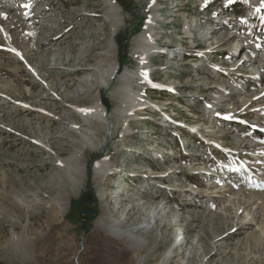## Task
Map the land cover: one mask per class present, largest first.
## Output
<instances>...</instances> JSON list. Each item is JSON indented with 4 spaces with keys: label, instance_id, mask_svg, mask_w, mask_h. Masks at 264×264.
I'll list each match as a JSON object with an SVG mask.
<instances>
[{
    "label": "rangeland",
    "instance_id": "rangeland-1",
    "mask_svg": "<svg viewBox=\"0 0 264 264\" xmlns=\"http://www.w3.org/2000/svg\"><path fill=\"white\" fill-rule=\"evenodd\" d=\"M245 1L238 0L230 7L228 5L227 9H222L224 0H215L209 4L212 6L208 10L221 9L225 15L235 12L236 19L247 9ZM116 2L120 8L121 21L117 23V59L119 63L132 69L136 66V61L129 52L136 46L135 38L142 30L144 22L151 16L153 7L145 0ZM174 2L177 6H174ZM49 3H52V11L56 12L54 17L60 21V25L58 30L51 27V31L38 39L39 48L31 46L30 40L24 38L20 28L11 31V38L24 53L28 63L20 56L18 59L13 57L6 49H0V264H131V251L102 250L95 244L93 221L101 210L100 202L92 191L95 184L90 176L83 178L62 216L56 215L48 208L49 193L46 183L54 180L56 168L52 163L53 155H49L43 145H51L52 152L60 157L70 154L73 146L62 136L63 124L72 115L70 106L73 102L68 98L75 90V79L86 74L82 72L70 75L66 72L71 69L72 62L86 51V44L93 45L101 41L96 47L105 48L109 34V23L106 21L107 6L104 0H49ZM159 3L157 18L153 22L158 48H165V41L169 39L174 42L173 35L176 34L179 37L177 41L188 42L184 27L193 25V19L202 17L199 0H159ZM4 7L5 5L2 8ZM78 12L89 14L77 16ZM17 22L20 23V20ZM258 25L261 26L259 21ZM65 29L69 30L65 32ZM198 30H193V33L199 37L206 33L202 32V29ZM226 33V30H222L214 34L210 44L221 42ZM244 35L243 28L241 36ZM165 37L167 40H164ZM43 41H48V46L53 50L52 54L56 53L61 58L59 61L57 56L52 60V54L45 49L47 47L40 46ZM235 41L222 44L232 47ZM3 43L5 42L2 38L0 46ZM206 45L208 44L199 41L197 47L202 51L206 49ZM99 49H94L91 53V63L94 62ZM155 54L149 58L150 76L155 81L163 80L171 87L163 91L148 87L145 89L144 85L139 90L144 98L162 110L150 108L138 113L137 119L131 121L129 133L131 130L135 133L123 140L125 148L131 150L120 154L113 153V143L121 130L118 122L107 145L115 163L126 164L123 173L138 171L136 169L149 170L148 168L156 174L166 173L174 168L181 172L172 178L169 177L170 179L161 177L157 180L159 185L155 186L139 176H136V179L126 176L122 180L117 174L111 175L106 184L107 200L113 198V192L117 191L116 187L121 182L124 191H127L124 196L129 199L141 197L147 204L166 202V209L172 212L168 221L180 220L178 226L165 231L162 229L161 235V232L157 234L153 231L146 236L147 247L139 252L145 257V264H162L169 246L178 238L187 240V245L179 248L180 255L173 257L169 264H185L189 245L196 241L198 244L194 245L193 250H198V253L190 264H196L202 255L204 264H264V170H259L260 180L257 183L243 187L238 183L243 182L244 178L236 176L230 170L224 179L219 178L220 173L212 178L207 177L219 162L228 165L232 161L229 158H233L237 150L242 151L240 147L244 142H235L237 135L232 139L234 129L230 125L210 123L208 126L211 130L208 134L211 140L222 141L223 147L227 148V156L213 150L214 156L210 157L189 131H183L187 136L185 143L183 137L178 141L173 135L174 129L179 128L180 123L193 127L197 123L198 127L201 121H205L204 108L211 103L209 100L213 99V86L225 87L223 84H226V80L217 79L220 76L211 77L209 69L203 66L201 71L195 68L194 66L201 62L196 57L168 62L164 56ZM62 55L65 59L60 57ZM208 58L209 60L204 58L203 61H216L225 66L232 64L226 63L222 55ZM57 64L61 68H51ZM75 64L80 65L77 62ZM35 70L37 72H34ZM263 83L264 80L260 85ZM119 85V80L114 81L109 89L103 92V96L108 97V108L113 114V120L117 117L115 109L118 107V98L113 97L111 92ZM193 95L202 97L192 98ZM239 100L235 95L231 102L237 104L236 101ZM86 102L87 99L79 100L80 104ZM164 118L168 121L166 126L162 125ZM103 133V129L98 131L99 139L103 137ZM247 140L249 139L246 138L245 142ZM263 144L264 142H256L258 148ZM93 157L94 153L91 151L84 154L86 161ZM249 159L253 160V155L249 154ZM198 166H203L206 174L198 173V170L194 169ZM212 172L210 174H213ZM146 173L149 172H143ZM223 180L225 183L221 184ZM168 184L177 189H166L164 185ZM225 184V188L220 187ZM236 186L244 190V196L235 195L239 191ZM185 188L189 191L183 192ZM206 189L212 194H205ZM153 193H159L161 196L150 197ZM116 201L110 204L111 207H119ZM123 202L127 209L126 206H130V203ZM23 227L25 233L32 237L31 243H19L12 237V231L18 236ZM86 247L91 256L87 255L88 259L78 260V251H83ZM24 251L29 253L28 258ZM74 255L76 257L73 258Z\"/></svg>",
    "mask_w": 264,
    "mask_h": 264
},
{
    "label": "bare ground",
    "instance_id": "bare-ground-1",
    "mask_svg": "<svg viewBox=\"0 0 264 264\" xmlns=\"http://www.w3.org/2000/svg\"><path fill=\"white\" fill-rule=\"evenodd\" d=\"M20 1L21 0L11 1L12 6H10V9H12V7H15V11L13 13L12 12L6 13L4 11L5 9L4 10L2 9L4 0H0V37H1L0 39L3 38L5 42L3 43V45L0 46V49L1 50L6 49V51L9 52L10 55H12L17 59L20 56L21 58H23V61L25 60L28 63V59L24 56V53L16 46L13 39L11 38V31L20 28L19 30L22 31L24 38L27 41L30 40L31 46L34 48H39L38 39L44 36L46 32L51 31V27H54L56 30H58L57 27L60 25V21L55 19L54 16L56 12L52 11V3H49V0H42L39 3L41 10H39L38 15L36 16L33 13H31L30 10L21 9L19 6ZM104 1L107 6L106 21L107 23H109V27H108L109 34H108V38H106L107 41L106 47L102 49H99L98 46L96 47V45L101 44V41H98L93 45L86 44L87 47V48L85 47L86 51L82 55L78 56L77 60H74L72 62V64L70 65L72 66L71 69L66 72L69 73L70 75L86 72L85 75L78 76L75 79L77 81L75 83L76 84V87L74 88L75 90L73 94H70L68 98L73 102L72 105L70 106L72 115L69 118V120L63 124L62 136H65L70 141L73 147L70 154L67 157H60L52 152L51 145L50 146L43 145V148L47 150L49 155H53L52 163L56 168L54 180L48 181L46 183L47 189L46 188L45 189L49 193L48 208L49 209L51 208L56 215L58 214L62 216L66 211L71 196L75 194V192L78 190L79 186L83 181V178L90 176L95 184V188L92 191L94 196L97 197L100 202V210H101L96 215L93 221L94 223L93 235L95 237L94 238L95 244L98 247H100L102 250L104 249H114L115 251L116 250L119 251L121 249L129 250L131 251V258H132L131 264H145V257L142 254H139V252L147 247L148 241L146 236L153 231H156V233L158 234L159 232H161L162 229L163 231H165L175 226H178L179 225L178 222L180 220L179 221L175 220L172 222L168 221L172 212L166 209L168 207L166 202L161 201L159 203L147 204L142 201L141 197H138V199H129L128 197L124 196L127 192L124 191V189L123 191H118L116 193L114 192L113 198L107 200L106 197L107 180L109 176L114 174L120 176L122 180H124L126 176L132 177L133 179H136V176L137 177L139 176L145 179L144 181H148V184L150 185L152 184L153 186H155V185H159L158 179H160L161 177L172 178L174 177L175 174L180 173L181 171L179 169L177 170L176 168H174L167 171L166 173L163 172L160 174H156L153 172L152 169L148 168L149 170L144 169V171L142 169L140 170L136 169L138 171L131 170L130 172H125L126 173L125 174L123 173V170H125L124 166L126 164L115 163V161L110 156L107 141L112 138L114 131L116 129V123L118 122L120 123L121 130L119 132V137L113 143V153L120 154L124 151L131 150L130 148H125L124 146L125 142L123 141L125 137L129 138L135 133V131L132 130L131 133H129L131 121L137 119L138 113H141L142 111L145 110H149L150 108L152 109L154 108L157 111L162 110V109L159 110L158 107L153 105V103L150 100L144 98L139 90L140 87L144 85H145V89L146 87L155 90H163V91H165V89H169V86H167L163 80L155 81L154 78L150 76L151 66L149 65V61H150L149 58L153 54H155V52L159 51L158 46L156 45L157 36L154 35V31H153V27H154L153 22L155 18H157L158 12H156V10L158 9L160 3L159 0H145L149 4H151V6L153 7V12L151 16L144 22L142 30L137 34L135 38L136 46L133 47L131 52H129V54H131V56L136 61V66L132 69H129L124 65H122L121 63H119L117 59L119 47L116 42V36H117V23L120 21V17H119L120 8L117 5L116 0H104ZM212 1L215 0H207V1L199 0V3L201 5H205ZM245 2L247 3V14L245 15V18H248L249 15L254 16L255 14H258L259 11H256V9L259 8L261 10L262 5H264V0H246ZM228 3L229 0L227 1L224 0V5H227ZM174 6H177L176 2H174ZM86 14L89 13L78 12L77 16H81V15L85 16ZM19 20L20 23L17 22ZM255 21H256L255 17L252 20L251 19L247 20L246 25L244 27L246 32L245 34L252 35L251 37H256L257 31L259 32V30H261L262 28L258 24L255 25ZM12 23L13 25H11ZM200 25H203V22L197 23L195 26H200ZM190 29L191 26L184 27V33L186 35L185 38L188 39L190 38V33H191ZM199 29L201 30V28ZM225 29L226 28H224L223 25H221L218 27L217 32L205 33L206 35L208 34V36L204 41L212 40L214 34H218ZM68 30L69 29H65L64 31L67 32ZM222 38L223 39L221 40V42L217 41V43L211 45L210 48H208V50L205 51V53H207V55L211 54L212 56H214V54H219L222 51V49L227 50V48H225L226 46L222 47L224 45L222 44L223 42L225 43L227 41H231V40L233 41V39H235L233 34L230 38H224V37ZM48 41L50 42V40ZM48 41H43L40 46H42V48L47 47L45 48L46 51H48L49 54H52L53 50H51L50 47L48 46L49 45ZM168 42H170V39L165 41V44ZM241 42L242 41H240V43ZM94 49L95 50L99 49V52H97L98 54L96 55L94 62L91 63L90 60L91 57L93 56V55L91 56V53L95 51ZM246 50L247 47L245 46H242L240 48V51H246ZM175 55H178V52H175ZM55 56H57L56 53H53L52 60L56 58ZM57 57L59 61L61 58H59V56ZM60 57L63 58V55ZM247 59L250 60L251 58H247ZM76 62L79 63L80 65H76L75 64ZM59 64L53 65L51 66V68L58 67L59 69L61 68ZM62 64H66V63H62ZM216 65L215 66L218 68V70H220V68L222 69V67L218 63H216ZM248 66L259 67L258 71L255 70L256 72L253 73L254 75L252 74V71H250L251 72L250 81H252V84L256 82L257 80L255 79L256 76L261 77V79L258 80V83L256 82L258 85L255 83L256 85L253 87L255 90H253L250 95L249 93H247L246 89L240 94H238L239 92L237 90H234L233 89L234 87L229 83L223 84V86L225 87L213 86L214 87L213 91L215 94L221 92L222 90V93L218 97L220 98L221 103H219L218 105L219 108L212 107L209 109V112H214L217 110L229 111L232 113V115L235 116L238 115L240 117L244 116V118L247 119H255L260 123L261 127L264 128V83L262 85L259 84L261 83V81L264 80V75H263L264 73H262L264 71V65H260L259 61L255 60L254 62L248 64ZM243 67H246V65L243 66V62H242V64L236 68L234 67L226 68L225 69L226 77L224 78L229 79L233 77L235 79L234 75H237L239 71H242L240 70V68ZM34 72L37 71L35 70ZM217 79H222V78L218 77ZM117 80H119L120 85L114 88L111 92V95L113 97L116 96L118 98V107L115 109V113L117 116L115 121L112 119L111 115L113 114L108 108L109 107L107 101L108 97L105 95L103 96V92L104 90H108L109 87L114 83V81ZM235 95L236 97L238 96L240 98L239 101H236L237 104L231 102L232 97H235ZM196 97H200V96L198 95L192 96V98H196ZM83 99H87V102L84 104L82 103L80 104L79 100L81 101ZM164 121L165 122H163L162 125L166 126L168 121L165 118ZM215 122L217 123V121ZM196 125L198 124L196 123ZM181 128L182 129L184 128L183 131H187V130L189 131L188 126ZM100 129L104 130L103 133L104 135L101 139H99L98 137V131ZM174 130L178 131L179 129L175 128ZM237 132L238 133L235 138V142L237 143L244 142V145L240 147L242 149V151L240 152L244 153L245 155L244 159H246L245 161H247V163L254 168L252 170L255 174L254 176L255 182L253 184H250V182L247 181V179L252 175L241 176L242 178H244V181L239 182L238 184H241L242 187L254 185L260 180L258 176L259 170L262 169L264 170V161H262L264 159L263 156L264 144L259 148H258L259 145H256V142H260L261 144L264 142V133H258L257 135L251 137L249 134H247L246 129ZM176 134H180V132L178 131V133ZM246 138L249 140L245 142ZM211 141L214 142L213 140ZM86 151H91L94 153V157L90 161H86L84 158V154L86 153ZM136 152L139 153V151ZM249 154L253 155L254 157L253 160L249 159ZM260 160L262 161V163L259 162ZM194 169L198 170L197 171L198 173L206 174V171L204 170L205 168L203 166H198ZM255 169L257 170L256 172ZM143 172H149V173L143 174ZM231 172H233V170H231ZM212 173L215 174V176L219 174L217 172L215 173L212 172ZM228 173H229V169L224 166L223 167L221 166V173L219 178L224 179ZM152 175L153 177H150ZM262 180L263 179H261V181ZM224 183L225 180L221 181V184ZM226 186L227 184L220 185L221 188H225ZM164 187H166V189L168 190L177 189L174 185H169V184L166 186L164 185ZM236 187H238L239 191L238 192L235 191L236 192L235 195L244 196L245 193L244 194L242 193L244 190H242L240 186H236ZM229 188L233 189L231 187ZM188 191H189L188 188L183 189V192H188ZM209 191L208 189H206V192L205 191L204 192L205 194L211 195L212 193H209ZM159 196H161L159 193H153L150 197H159ZM115 201L118 202L119 205L118 208H114L113 206L111 207L110 205ZM123 201L130 203V206H128L129 204L126 206L127 209H125V205ZM159 227L161 228L159 229ZM11 234L13 238L15 237L17 242L23 244H25L26 241L30 242L32 239L31 236L25 233V227H23V230L18 236H16L13 231L11 232ZM161 234L162 232L160 233V235ZM195 244H198V241L190 243L189 250L187 249L188 259L185 262V264H190L193 258L197 255L198 250L195 249L193 250ZM182 245H187V240L185 241L184 239L178 238L176 242H173L171 246H169L166 255L162 261V264H169V262L173 260L172 259L173 257L176 256L178 257L180 255L178 250L179 248L182 247ZM82 250L83 251H78L79 252L78 260L79 258L80 259L87 258V255H89L90 251L88 250L87 247ZM174 250H176V252H174ZM24 253L25 256L28 258L29 253L27 254L26 251H24ZM75 255L73 256V258L76 257ZM90 256L91 255H89V257ZM202 257L203 255L199 258L198 260L199 263L196 262V264H204L202 262L203 261Z\"/></svg>",
    "mask_w": 264,
    "mask_h": 264
},
{
    "label": "snow or ice",
    "instance_id": "snow-or-ice-1",
    "mask_svg": "<svg viewBox=\"0 0 264 264\" xmlns=\"http://www.w3.org/2000/svg\"><path fill=\"white\" fill-rule=\"evenodd\" d=\"M229 2L231 3V2H233V0H229ZM262 6H264V5H262ZM256 11H260V9L258 8V9H256ZM261 19L264 20V16H262Z\"/></svg>",
    "mask_w": 264,
    "mask_h": 264
}]
</instances>
